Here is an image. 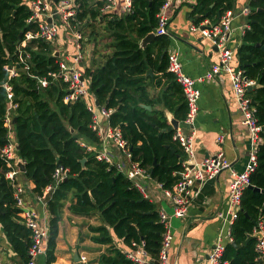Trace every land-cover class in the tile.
<instances>
[{
    "label": "trees",
    "instance_id": "1",
    "mask_svg": "<svg viewBox=\"0 0 264 264\" xmlns=\"http://www.w3.org/2000/svg\"><path fill=\"white\" fill-rule=\"evenodd\" d=\"M75 1L79 5L78 19L104 22L112 38L110 46L113 52L104 55L95 68L85 71L91 92L100 105L113 109L110 123L119 126L129 141L133 160L139 161L148 170L156 160L151 177L163 187L172 188L178 180L176 171L182 167L178 156L181 150L173 138L175 130L162 131L169 124L168 118L165 110L155 106L163 103L178 119L186 118L188 106L175 74L168 70L166 50L170 45V36L160 34L146 48L140 45L144 36L156 30L157 15L164 0H132L131 10L122 17L102 12L107 0ZM234 6V0H197L193 6L195 23L200 24L206 19L215 23L219 12L224 14ZM249 7V27L245 30L237 56L246 77L256 80V85L248 89L247 94L255 102L258 122L264 126V0H250ZM30 15L26 0H0V224L13 250L26 262L32 244V229L19 215L21 209L15 198L16 182L6 176L11 167L2 149L10 138L5 125L8 97L2 83L8 77L5 65L16 58V47L25 32L37 27L35 23H28ZM93 36H97L96 29L89 34V37ZM26 50L30 52L34 73L43 76L58 67L59 57L50 43L32 40ZM148 67L155 68L159 73L155 85L165 87L156 98L151 97L148 90ZM9 83L17 104L13 111L17 154L25 165L23 174L35 183L34 192L39 196L45 195L46 187L52 183L53 174L59 167L58 162L68 170L67 177L50 195H45L51 215L45 264L56 261L61 209L71 193L76 198L71 205L73 213L100 212L104 224L91 226L98 233L93 237L95 241L113 243L112 233L130 246L133 241H143L151 257L157 259L165 226L160 222L155 202L146 198L124 172L107 161L98 160L94 152L88 151L79 142L83 139L98 143L100 139L91 126L92 112L86 102H65L63 97L67 90L58 81L38 89L36 80L24 72L11 78ZM51 102H54L55 108ZM142 103L151 105L152 109L142 107ZM261 135L264 140V128ZM83 158H86L84 165L81 162ZM251 182L264 188L263 144ZM263 203L264 193L252 188L245 190L240 216L232 227L233 242L242 244L250 236L255 225L253 221H257ZM233 242L226 244L221 264H254L257 257L256 238L240 247L234 246ZM99 263L135 264L114 245L108 249V254L101 255Z\"/></svg>",
    "mask_w": 264,
    "mask_h": 264
},
{
    "label": "built area",
    "instance_id": "2",
    "mask_svg": "<svg viewBox=\"0 0 264 264\" xmlns=\"http://www.w3.org/2000/svg\"><path fill=\"white\" fill-rule=\"evenodd\" d=\"M174 0H164L158 13V26L154 31L157 35L168 34L169 32V16L168 8ZM31 15L28 18V23H35L36 29L27 30L21 42L16 47V58L5 65L8 72L7 80L2 83V86L7 91V110L5 115V125L9 131V138L14 134L13 128V111L17 104L14 102L15 96L12 85L9 80L19 76L22 72L36 80L38 89L49 87L52 83L58 81L64 85L67 92L63 99L67 103H73L77 100H84L88 109L92 112V128L99 134V149L95 151L83 140H79L80 144L90 152H95L98 160L107 161L113 164L121 172H124L133 184L142 192V194L150 199L144 184L140 182L142 179L151 178L148 168L141 165L139 161L133 160L130 150L129 141L123 136L119 126H113L110 123V116L113 109L95 104L94 94L90 89V80L82 70L81 63L84 57L82 45L83 21L78 19L79 5L75 0H26ZM116 4V0H107L103 9L106 11ZM125 8L130 11L132 0H124ZM250 7H245L239 14L248 15ZM238 14V15H239ZM237 17L233 10H228L222 14L221 18L215 22H205L193 24L192 31L200 32L203 36L212 41L218 48V62L209 68L205 74L194 78L188 75L184 69L182 61L176 50L168 52V70L175 74L177 81L182 87L185 101L188 106V113L185 119L179 122L178 128L175 129L174 140L179 142L185 158L182 162L180 170L176 171L178 175L177 182L172 188L163 187L164 195L173 209V216L182 218L187 212L191 199L196 193L195 186L209 178L218 175L222 170L229 169V200L225 209L217 211V217L223 220L227 225L226 233L221 232L212 252L210 254V264H221L222 258L226 249V242H232V227L240 216L242 210V199L245 190L252 184L251 174L255 171L258 165V154L260 146L263 143L261 132L263 126L258 122L255 116V108L252 105V100L247 94L249 86H253L255 81L248 79L244 70L236 66V49L229 45V40L232 34V23ZM50 18L51 21H48ZM63 26L71 28L73 38L75 40V51L68 54L63 59L59 58L58 67L48 71L46 75L40 76L33 72L32 64L30 63V52L26 47L32 40H43L50 44L56 42L60 35V30ZM55 49V48H54ZM56 51V50H54ZM220 73L229 75L234 96L240 106L242 115V123L248 128L250 133V151L247 166L243 171H237L231 164L225 160L223 153L208 156L202 160H198L195 150L194 128L195 120L198 114V101L201 96V90L197 86L199 83H205L210 80H215ZM102 119L107 121L102 123ZM105 125V126H104ZM182 126L189 128V131L182 129ZM222 136L218 137L222 140ZM115 145L119 148L125 158L128 160L126 165L123 162L115 163L113 157L109 154L108 146ZM17 145L11 140L2 149V154L8 159V165L11 167L6 173L7 178L16 182V175L19 173L17 159ZM19 160V159H18ZM68 170L59 166L53 174V181L46 187L47 189L55 190V188L67 177ZM24 188L15 183V198L17 206L21 208L20 217L22 221L32 229V244L29 248V260L26 264H37V258L46 254L47 243L49 239V228L42 226L39 221V215L35 210L27 208L22 196ZM40 199L43 196H38ZM23 209V210H22ZM160 222L165 226L162 235L161 247L158 253V258L154 259L145 248L143 241H133L131 247L123 251L127 258L135 264H146L157 260L160 264H169V253L174 242V234L171 230V216L167 211L162 209L159 211ZM252 236L256 238L257 257L254 264H264V203L259 218L252 230ZM81 260L87 264V257L82 256ZM0 264H4L3 252L0 248ZM227 264V262H224Z\"/></svg>",
    "mask_w": 264,
    "mask_h": 264
},
{
    "label": "crops",
    "instance_id": "3",
    "mask_svg": "<svg viewBox=\"0 0 264 264\" xmlns=\"http://www.w3.org/2000/svg\"><path fill=\"white\" fill-rule=\"evenodd\" d=\"M249 1L250 0H234L235 6L231 9L236 13L237 17L232 23L233 30L229 45L236 49V52L243 43L245 30L249 27L247 15L239 13H241L243 8L249 6ZM196 4L197 0H174L167 10L170 23L169 32L167 34L170 36V45L167 52L176 50L182 61L184 71L194 78L205 74L209 68L215 65L218 62L219 55L218 48L211 40L203 36L199 31L196 32L191 30V26L196 24L193 13V6ZM102 12L122 17L128 10L125 8L124 0H116L114 6L106 11L102 8ZM188 12H190L189 17ZM100 20H102V18H100ZM207 21L211 22L209 19H206L201 23L205 24ZM85 22L83 23V29L85 26L89 27L93 21L88 19ZM104 29L105 33H107L108 28L105 26ZM83 35L82 45L84 57L81 67L82 70L86 71L88 68H95V66L102 61L104 55L113 52V48L106 41L103 44L105 48L100 49V39L96 36L89 37L88 30L85 31L84 29ZM109 35L110 32L103 35V38L106 39ZM152 41L150 43H152ZM74 43L75 40L73 38L72 29L63 26L60 30L58 40L52 43V46L55 48L54 50H56V55L60 59H63L68 56V54L75 51ZM235 63L236 66H239L237 54ZM148 69H152L153 71L152 75H147L146 72L148 90L151 97L156 98L161 94L162 88L165 87L164 85L161 87L155 85L156 76L159 73L153 67H148ZM254 81L255 84L252 88L256 85V80ZM197 86L201 90V96L198 101V114L194 128L197 159L202 160L205 157L221 152L225 160L228 161L233 168L237 171H243L247 166L249 158L251 145L250 133L248 128L242 123L240 106L234 96L229 75L220 73L215 80L199 83ZM51 105L54 108L56 107L54 102H51ZM252 105L255 108L253 101ZM155 108L165 110L168 122H170L169 116L177 118L176 114L166 109L163 103H157ZM182 120L183 119H180V121ZM102 123L106 124L107 121L102 119ZM182 129L189 131V128L186 126H182ZM220 135L223 137L222 140L218 139ZM83 141L95 151L99 149L98 143H91L86 140ZM177 144L181 150V155H179L183 157L184 160L185 153L179 142H177ZM262 144L264 145V140ZM108 151L115 163L123 162L126 165L129 163L127 158L123 156L121 150L115 145H109ZM19 158L17 154V159H15L17 165ZM229 172V169H224L213 178L198 183L195 186L196 193L193 195L188 212L184 217L178 218L173 216V213L170 214L174 242L169 253V264H210V254L219 235L221 232L226 233L227 231V225L223 220L217 217V211L225 209L229 200ZM140 182L145 185L150 200L155 202L158 211L162 209L167 211L166 207H168L169 210L172 208L164 195L163 187L160 185V182L152 177L142 179ZM16 183H19L24 188L22 196L27 208L35 210L39 215L40 224L49 228L51 215L45 195H50L52 190H45V195L40 199L38 197L39 195L34 192V181L28 179L23 172L20 171V168L19 173L16 175ZM75 200V195L71 193L68 199L64 201V205L61 209L62 219L60 221L57 238L56 261L53 264H85L81 260L82 256L87 257V264H100L99 260L101 255L104 253L108 254V249L111 245H114L122 251L131 247L126 244L122 238L116 237L114 233H112L113 243L104 244L95 241L93 237L97 236L98 233L94 232L91 226L104 224L101 214L100 212L92 214L73 213L71 205ZM250 236H252V232ZM252 238L255 237L252 236ZM227 243H229V241L226 242V244ZM0 248L3 252L4 264L27 263L13 250L2 230L1 224ZM77 256L80 258L79 261L76 260ZM45 258L46 254L39 256L37 258V264H45Z\"/></svg>",
    "mask_w": 264,
    "mask_h": 264
},
{
    "label": "water",
    "instance_id": "4",
    "mask_svg": "<svg viewBox=\"0 0 264 264\" xmlns=\"http://www.w3.org/2000/svg\"><path fill=\"white\" fill-rule=\"evenodd\" d=\"M189 16H190V12H188V17H189ZM221 16H222V14H221V12H219V14H218V20L221 18ZM101 18H102V17H101ZM48 21H51L50 18H48ZM21 35H22V34H21ZM156 36H157V35H156V33H154V32H151V33L147 34L146 36H144V37L141 39V41H140V45H141V47L146 48V47H147V44L150 43L152 40H154V39L156 38ZM263 48H264V47H263ZM166 52H167V50H166ZM148 74H151V75L153 74L152 69H148V70H147V75H148ZM248 89H249V90L252 89V86H249ZM93 96H94V98H95V104H96L97 106H99L100 103H99L98 99L96 98L95 95H93ZM15 98H16V97H15ZM253 103H255V102L253 101ZM141 106L144 107V108H146V109H148V110L152 109V106H151V105L141 104ZM169 117H170V122H169V124H168L167 127H165V128L162 129V131H174L175 129L178 128V125H179L180 119L175 118V117H172V116H169ZM15 121H16V117L13 118V123H15ZM152 125L155 126L154 123H152ZM157 128H159V127L157 126ZM263 128H264V126H263ZM166 146H168V145H166ZM17 148H18V146H17ZM172 151L175 152V151H176V148L173 147V148H172ZM178 156H179V162L182 163V162H183V157H180L179 154H178ZM81 162H82V164L84 165L85 162H86V158H83V159L81 160ZM156 163H157V162H156V160H155L154 164L149 168V173H150V174L153 172V169H154V166H155ZM60 165H61L60 162H58V166H60ZM18 166H19V168H20V171H22V172L25 171V165H24V162H23V160H22L21 158H19V160H18ZM248 188H252V189H254V190H256V191H259V192L264 193V188H260V187L254 186L253 184L249 185ZM245 214L248 216L247 213H245ZM255 222H256V221H254V223H255ZM250 239H252V236H249V237H248V238H247L242 244H237L236 242H233V245L236 246V247H240V246H242L243 244H247V243L250 241ZM79 259H80V258L77 256L76 260L79 261ZM154 262H155V264H160V262L157 261V260H155Z\"/></svg>",
    "mask_w": 264,
    "mask_h": 264
},
{
    "label": "rangeland",
    "instance_id": "5",
    "mask_svg": "<svg viewBox=\"0 0 264 264\" xmlns=\"http://www.w3.org/2000/svg\"><path fill=\"white\" fill-rule=\"evenodd\" d=\"M105 25V23L104 22H100V21H93L90 25H89V27H84V29H85V31H87L88 30V34H90V32L92 31V30H94V29H96V32H97V38L98 39H100V41H101V44H100V49H104L105 48V46H103V44L107 41L109 44L112 42V38L111 37H109V36H107L106 37V39H104L103 38V35H105V34H107V33H109L108 31H107V33H105V29H104V27L106 26H104ZM84 29H83V31H84ZM52 45V44H51ZM54 48V47H53ZM88 49H89V46H88ZM10 140L15 144V145H17V139H16V134L14 133V134H12L11 135V138H10ZM140 181H142V180H140ZM167 208V212H168V214L170 215L171 213H173V209L171 208L170 210L168 209V207H166Z\"/></svg>",
    "mask_w": 264,
    "mask_h": 264
}]
</instances>
